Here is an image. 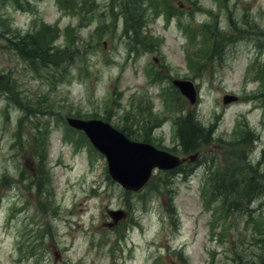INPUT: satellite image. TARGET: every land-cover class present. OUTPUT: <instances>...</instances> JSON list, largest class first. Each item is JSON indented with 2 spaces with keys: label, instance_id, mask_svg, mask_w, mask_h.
<instances>
[{
  "label": "rangeland",
  "instance_id": "rangeland-1",
  "mask_svg": "<svg viewBox=\"0 0 264 264\" xmlns=\"http://www.w3.org/2000/svg\"><path fill=\"white\" fill-rule=\"evenodd\" d=\"M170 3V15L150 5V34L132 38L114 0H0V264L264 258V0ZM57 29L53 45H76L58 66L25 59L4 35ZM174 78L194 83V103ZM191 113L202 151L139 191L111 178L105 156L67 122L99 118L182 153L176 123ZM228 165L258 167L262 193L233 206L210 193L213 170ZM110 210L126 213L115 222Z\"/></svg>",
  "mask_w": 264,
  "mask_h": 264
},
{
  "label": "trees",
  "instance_id": "trees-1",
  "mask_svg": "<svg viewBox=\"0 0 264 264\" xmlns=\"http://www.w3.org/2000/svg\"><path fill=\"white\" fill-rule=\"evenodd\" d=\"M124 13L123 25L125 24V32H131L128 34L130 37H137L143 35L147 37L150 31L147 29L148 21L144 18L147 8L151 7L153 9L164 8L165 12L175 11V7L171 5V0H114ZM119 21V22H120ZM117 25V24H116ZM55 32L54 30H52ZM11 30L4 33L8 44L15 48L17 52L22 55L25 59L31 61H39L43 63L42 65H54L58 66L63 61H70L72 59L73 53L70 48L73 46L75 48L74 40L70 41V44H66V52L62 49H58L61 45H53L55 37L60 35V29H57L53 36L47 35L46 31L37 30L34 33L21 34L19 31L17 34L10 35ZM146 33V34H144ZM14 35V36H13ZM141 37V36H140ZM64 53V58L62 60L57 59V55ZM262 79L264 81V70H262ZM194 113H191L187 118L184 116L179 117V137L185 152L200 150L202 145L198 141L202 140L200 136V128L196 119L193 118ZM125 131V130H124ZM129 134V133H128ZM199 134V135H198ZM131 135V134H129ZM251 135L247 134L243 140L245 143H249V137ZM251 141V140H250ZM242 165V164H241ZM232 166L228 165L224 168L221 166L216 167L213 170V176L208 178V188L209 191L219 192L225 198V203L228 205L243 203V201L253 200L257 194L262 193L263 187L257 183L258 178L263 174L260 173L258 167L256 169L250 168H240L237 173L233 174ZM210 182V186H209ZM214 194V193H213ZM258 231L261 235H264V225L261 226ZM259 242L264 243V238L260 239ZM260 243V244H261ZM249 264V263H248Z\"/></svg>",
  "mask_w": 264,
  "mask_h": 264
},
{
  "label": "water",
  "instance_id": "water-1",
  "mask_svg": "<svg viewBox=\"0 0 264 264\" xmlns=\"http://www.w3.org/2000/svg\"><path fill=\"white\" fill-rule=\"evenodd\" d=\"M174 82L192 102L195 101L196 92L191 82L186 80ZM232 98L234 97L230 96L229 100ZM68 122L86 131L96 147L107 156L110 174L128 189L136 190L142 187L148 181L154 167L170 168L181 162V159L158 150L149 143L129 139L108 122L72 117L68 118ZM111 214L116 219L123 215L121 211H112Z\"/></svg>",
  "mask_w": 264,
  "mask_h": 264
},
{
  "label": "bare ground",
  "instance_id": "bare-ground-1",
  "mask_svg": "<svg viewBox=\"0 0 264 264\" xmlns=\"http://www.w3.org/2000/svg\"><path fill=\"white\" fill-rule=\"evenodd\" d=\"M209 184H210V182H209ZM211 185V184H210Z\"/></svg>",
  "mask_w": 264,
  "mask_h": 264
}]
</instances>
